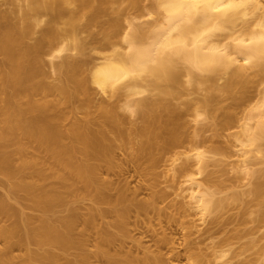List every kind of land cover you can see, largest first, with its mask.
I'll return each mask as SVG.
<instances>
[{
	"label": "bare ground",
	"instance_id": "bare-ground-1",
	"mask_svg": "<svg viewBox=\"0 0 264 264\" xmlns=\"http://www.w3.org/2000/svg\"><path fill=\"white\" fill-rule=\"evenodd\" d=\"M25 1L21 25L7 23L0 13V222L13 219L10 225H0V264H91L92 257L105 264H170L168 252L161 251L170 243L167 234L152 236L156 249L132 235V216L137 217L133 226L140 227L154 215L167 224H180L186 233L189 230L183 254L190 264L210 260L264 264V0H151L159 16L147 27L135 18L124 25L121 7L117 16L108 10L111 3L124 1L139 9L144 0ZM106 10L112 17L103 23ZM45 12L51 18L41 36L27 42ZM84 17V27L99 24L107 40L96 46L102 52L100 61L92 63L89 73L86 66L92 60L83 55L86 42L78 35ZM62 19L65 30L56 26ZM118 36L122 41L111 42ZM45 47L54 57L55 51L70 49L83 57L72 60L67 55L52 62L59 73V80L53 82L44 70ZM221 78L225 81L217 82ZM185 84L207 85V93L181 108L173 99L185 91ZM92 85L114 101H101L84 117L70 119L73 115L66 107L80 99L90 104ZM252 87L256 95L249 94ZM227 96L231 104L220 106ZM245 102L251 107L240 114L238 108ZM125 110L141 122L133 123ZM189 111L195 117L206 114L214 136L239 123L231 133L232 147H239L238 151L230 147L233 151L228 154L238 153L235 164L214 160L216 154L224 155L218 147L199 149L205 138H197L196 128L197 134L188 133L189 120L183 116ZM67 119L70 122L64 125ZM132 134L138 136V147L126 161L145 177L151 191L147 199L137 198L136 190L129 192L109 178L123 169L125 162L118 159L116 149L131 143ZM206 139L204 143L210 137ZM184 142L189 148L175 151L186 147ZM169 152H174L173 162L185 156L173 167L180 181H175L177 194L184 198L165 205L168 196L158 188L154 169ZM210 165L217 168L207 170ZM233 167L240 175L229 173ZM80 201H89L85 211L72 205ZM233 201L238 202L240 221L234 230L227 226L228 217L219 214ZM26 206L38 213L26 212ZM61 206L64 215L58 214ZM190 208L201 221L210 218L203 233L206 239L218 241L209 253L190 237L195 231L192 222L187 226L183 220ZM93 234L95 250L90 251ZM236 239H246L241 250L233 249L239 243ZM249 246L258 247L257 260L246 255ZM168 248L171 258L182 253L174 245ZM14 249L23 252L14 254ZM231 250L234 253L225 260Z\"/></svg>",
	"mask_w": 264,
	"mask_h": 264
},
{
	"label": "rangeland",
	"instance_id": "rangeland-1",
	"mask_svg": "<svg viewBox=\"0 0 264 264\" xmlns=\"http://www.w3.org/2000/svg\"><path fill=\"white\" fill-rule=\"evenodd\" d=\"M151 2H152L151 0L141 1L142 4H141V7L139 8L140 11H139L138 8L136 9V8L132 7L131 5H128L127 4V1H124L123 3H121V5H119L118 3H115V4H112L111 3L110 6H109L111 8L108 9V10L111 11V14L110 15L117 16L118 13H119L118 12L119 7H121L123 10L128 11V13L130 14L129 15L127 12H126L127 14L126 13H123L125 11L121 10V13L123 14V17H124L123 18L124 21L122 19V23L123 24L124 23L126 24L128 22L127 20H129V19L133 21V19L135 18L134 19L135 20L134 22H138V23L139 22L140 23L142 22L144 24L147 23L146 26L143 24L145 27H147L150 24H152L151 22L154 23V21L157 20L158 19V16H159L157 10H155V8L153 7V5H152ZM143 4H145L146 6L143 5ZM127 5H128V7H126ZM25 6H26V1L25 0H0V13H3L6 16V19H7V20L5 19L6 22L8 21V22H13V23H16L18 25H21L22 24V20H23V10L22 9ZM113 8L114 9L116 8L117 10L115 9L113 11ZM143 9H145V10H143ZM108 10H106V12L104 13V14H106V16H104V14L102 15V22L103 23L104 22H107L106 19L109 20L110 17H112V16H110V17L107 16V12H109ZM149 11H151L152 13H150ZM50 18H51L50 15L48 13H46V12H45V14L43 13L41 15V19H42L41 23L36 27L34 33L31 34V35H29L26 38L27 42L34 43L38 39V37L41 36L42 31H43V28H45V26L47 25V23L50 20ZM64 19H66V16L64 17ZM64 19L56 22V26L60 30H65L67 28L66 24L63 22ZM85 23H87V18L86 17H84V18H82L80 20V27L81 28H79L80 31H79V34L78 35H79L80 38H82L86 42V45H85L86 48L83 49V51H82L84 53L83 55L87 56L88 59L91 58L90 60H92L91 63H89V65L86 64L87 65L86 66V71L89 73L91 71V69H92V66H91L92 63H95V62H99L100 61L99 56H100V54L102 52L101 53H100V51L98 52L96 50L97 49L96 46H99L101 44V42L102 43L107 42V40L104 38L103 34L100 32V29L101 28H100V25L99 24L93 25L91 27V29H86L84 27ZM148 23H149V25H148ZM95 37H96V39H95ZM115 37H117V36H114V38ZM114 38L113 37L111 38V42H117V39H118V41L121 40V39L119 40V38H121V36L120 37L118 36V38H116V41H115ZM98 42H100V43H98ZM119 48H120V45H119ZM121 48H123L122 45H121ZM48 49H49V47H45V51L43 53L44 66H45L44 67L45 68L44 70L46 71V75L49 77V80H51L53 82H57L59 80V73L56 72L55 70H53L52 62H61L67 55H71L69 57L72 60L79 59V58L83 57V55L80 52H77L76 50H72V49H70L68 51H62V52L55 51L54 54L56 56L54 57L53 56V53H50L48 51ZM2 61H3V55L0 54V63ZM224 81H225L224 78H221V79H218L217 82L223 83ZM185 85H186L185 86V91H183L182 94H180L177 99H173L174 103L176 102L177 104H179L181 108H185L184 102L189 101V100H192V99H195L196 100L199 97H202L204 94L207 93V90H206L207 85H204V86L201 85L200 87H195V86H192V85H189V84H185ZM255 89H256V87H254V88L252 87L250 89V91H249V94L250 95H256ZM91 95H92V100H91V103L90 104L88 102H86L87 103V105H86L84 103L85 101L83 99H80V100H75V102L74 101L71 102L66 107V110L67 111H70L72 113V115H73V116L70 117V119H73V118H82V117L85 116V114L87 112H89L91 110L93 111L96 108H98L96 105L97 104H101L100 103L101 101L102 102L104 101L105 103L107 101L109 103H112L111 101H114V99H115L114 97L109 96V94L103 93L102 91H100L99 89H97L94 85L91 86ZM255 99H257V98H255ZM231 102H232V98L229 97V96H227V97H225V100L223 102H221L222 105L220 104V106H224L225 107V106L231 104ZM254 102L255 101H253L252 104ZM245 103L246 104L243 103V105L241 107H239L241 109L238 108L240 114L242 113L241 111H244L243 109H246L247 110L248 108L251 107V105H249V103H247V102H245ZM122 104H123V102H122ZM125 111H124V113H126L127 115L129 114L128 116L127 115L126 116L128 117L129 120H132V122L134 121L133 123L137 124V123H140L141 122V120L138 119L135 114H132L128 110H125ZM183 111H184L183 114L185 115L186 109H184ZM191 113H193V112H191V111L186 112V115L187 114L188 115L186 117L183 116V118H184V120L186 122L189 120L187 122L188 123V126H189L187 128L188 133L193 132L195 134L196 131H197V133H198V137L197 138L198 139L201 138V137H204L205 139L206 138L208 139L210 137V139H208V140L206 139L207 141L205 143L203 142L205 140L204 139L202 141V143L199 144V149L208 150V149H210L212 147H218V148H220L223 151V154L224 155H222V154H216V156H214V160L223 159L224 161L227 160L228 165H229V163L231 165L235 164V161L237 162L238 159H239V157L236 156L238 153L237 152H234V153H236L235 156L233 155V156H230L229 157V155H231V153H232L233 150L236 151L239 147H237V148L232 147L233 146L232 142L234 140H233V136L231 135V133H234V132H236L238 130L239 123H237V122L235 124L233 123L232 124L233 127H232V125L230 126L231 129H230V127H228L229 129L227 128L226 130L224 128H223L224 130L220 129L222 131L219 133V135L218 136H214L213 135V132H212L213 130H211L210 123H209L211 121V119H209L208 116L206 114H203V113H202L201 116H198V117H195V115L194 114L192 115ZM70 119L69 120L67 119L66 121H64V125H68L69 124L68 122H70ZM194 128H196L195 129L196 131L194 130ZM189 131H191V132H189ZM132 135L133 136L131 138L132 139L131 143L124 142L123 145L120 146V148H117L116 149V152H117L116 155H117L118 159L120 161H122V162L123 161L125 162V164L123 166V169L117 175L116 174L115 175L112 174V176H109V178L113 179L117 183L118 186L125 187L126 189L128 188L130 190L129 191L127 189L129 192H133V191L136 190L137 198H140V199H143V198L145 199L146 198L147 199L149 197V195H150L149 193H151V191L147 188V185H146L145 180H144L145 177L142 176L141 174L137 173L138 171L134 170L135 168H134V165L132 163L127 162L128 161V158H129L128 155L132 154V152H134L136 150V148H135L136 146L138 147V141H139L138 136L136 134H132ZM186 142H184V144H187L186 147L183 144L184 146L177 147L175 151H177V150L178 151H186V148H189V145H190L189 143H186ZM235 145L236 144H234V146ZM180 147H182V148H180ZM173 153L174 152H169V153L164 154L161 157V160L159 161V163L156 165V167H155L156 169H154L156 171L157 175H158V188L159 189H162V190L164 189L166 191V193H167V196H168V198L163 202L165 205L167 204L165 202H167L168 200L169 201L172 200V199L173 200H176V198H177V200H180V199L184 198L182 195L179 196L177 194V192L179 191V188L177 186L179 184L178 182H180V181L178 179V176L176 177L178 181L174 177V175L176 174V173H174V171L178 167V164H180V162H182V160L184 159L185 156L183 157V155H181V158L180 159H178L175 162H173L174 161L173 160L174 159L173 158L174 157V154ZM225 154H226V156H225ZM208 155H211V154H208ZM224 164H221L218 167L221 168L222 165H224ZM175 166H176V168H175V170H173L174 169L173 167H175ZM213 168H217V166L210 165L207 170H211ZM230 168H232V167H230ZM230 168H229V170H230ZM236 171L237 170H235V168H234V169H231V171L229 173H231V175H233V176L234 175H240ZM204 175H205V173L203 174V176ZM175 181L178 184L175 183ZM246 182H247V180L245 181V183ZM244 187H247V186H244ZM1 190H2V187L0 186V191ZM183 200H181V201H183ZM186 200H187V198L185 199V201ZM12 202L15 203L14 200ZM187 202H188V200H187ZM164 204H162V206ZM72 205L78 207V209L80 211L81 210L82 211H85V208L89 206V201H80V202L73 203ZM23 209L26 212L30 213V214H34L35 215V214L38 213L37 210H35V209H33V208L29 207V206H26ZM57 211H58V214H61V215L66 214L65 207H62L61 206V207L58 208ZM238 211H239L238 210V202L237 201H233L225 209H223V210H221L219 212V214H224V217L225 218L228 217L226 219V222H227V226H228L229 229L231 228L232 230H234L233 228H238V226L240 225V221H237L238 220V216H236ZM195 212H196L195 209L190 208L189 209V212H188V215H186V217L183 218V220L184 219L186 220V221H184V222H186V225L188 224L187 223L188 221L189 222H192L191 224L193 225V227H192L191 230H195L197 232L192 231L195 234L192 233L190 235V237H193V239L197 238V240L196 239L195 240L198 241V242L200 241V243H202V245H203L202 246L201 244H199V247L202 246L201 247V249H202L201 251L204 252V253H206V252L209 253V252L212 251V250H210V249H212L211 246L214 245V241H218V238H209V239H206V236L203 233V230L202 229L208 225L207 222H208V219H210V218H208V216H205L204 218L206 220L205 219H202V221H201L200 216L198 214H195ZM230 214H231V216H230ZM154 216H156V215H154ZM154 216H152L153 218H150V217L148 218V219H150V221L149 220H146V221L144 220L145 223L142 221L145 224V226L143 224L140 226L141 222H138L139 224L137 223L136 225H139L140 227L135 226V225L133 226V223L134 222L136 223V218L137 217L136 216H132L131 217V219H130V222H131L130 226L132 227V232H133L132 235L134 236V238L135 237L136 238H139V239H141V241H140L141 243L143 242L144 245H149L150 247H152V245L154 244V241L152 240V238L155 237L156 239H158L159 237H162L164 235V233H165V235L166 234L168 235V238H169V241H170V243H169L168 246L171 247L172 245H174V246H176V248L178 247L177 251H179V250H180V252L182 251V253H180V255H179L180 257L179 256L178 257L176 256L174 258H171V253L169 254L170 250H169L168 246H167V248H164V249L161 250L163 253L168 252L169 256H168V254H166L167 255L166 257L168 258V261L170 262V264H190L188 258H186L184 256V254H183L184 253V250H183L184 248L183 247L185 246L184 243H185V239H186L185 237H189L188 234H187V233H189V230H187V233H186L185 228H182V226L180 224H175V226L172 225V224H170V223L167 224L168 222H166V220H163V222H162V220L160 221V219H158V218L156 219ZM106 219H109V218H106ZM229 219H230V223H229ZM232 220H234L233 223L231 222ZM235 221L237 223H235ZM151 222H153V223H151ZM0 223H1L0 225H10V224L13 223V219H6L5 218ZM154 223H156V225ZM152 224H153V226H152ZM232 224H233V226H232ZM178 225H180V226H178ZM248 225L250 226L252 224L249 222ZM187 226H189V225H187ZM78 227L81 228V225L78 226ZM137 228H139V229L137 230ZM198 229H200V231ZM262 229L264 231V227ZM144 230L147 233L146 232H143ZM148 233H149V235H148ZM185 233L187 234L186 236L184 235ZM202 233H203V235H202ZM260 233L261 232H259V235H260ZM256 234H258V233H256ZM222 235L223 234H219V236H222ZM93 236H94V234L92 235V238L90 240V244H89V247H88L90 251H94L95 250V247H94V244H95V242H94L95 240L94 239L95 238ZM198 239H201V240H198ZM244 240H246V239H244ZM244 240L237 241V239H236V241L239 242V243H236L235 246L233 245L234 246L233 249H235V251L241 250L242 245L245 243ZM241 241H243V243ZM91 243H93V244H91ZM238 244H240V245H238ZM130 245H132V242H129V246ZM2 246H3V239L0 236V247H2ZM153 247H154V249L158 248V247H155L154 245H153ZM250 247L251 246H249V248ZM251 248L247 250L246 255L248 254V257H250V258L252 257V258H254V260H257L258 259V253L256 251H258V247L255 246V247H251ZM232 251L233 250H231V252H229V254L225 257V260L231 258L232 254L234 253ZM22 252H23L22 250L14 249V254H20ZM245 252H246V250H245ZM207 258L211 259L212 256L211 257L208 256ZM194 260H198L197 258H195V255H194ZM211 261L212 260L208 261L207 263L205 262L203 264H221V263H219V261H215V262H211ZM91 264H105V263L102 260H99L96 257H92L91 258ZM257 264H259L258 261H257Z\"/></svg>",
	"mask_w": 264,
	"mask_h": 264
}]
</instances>
